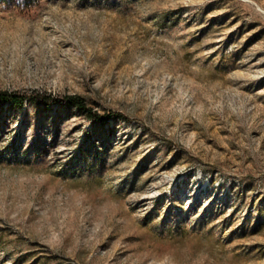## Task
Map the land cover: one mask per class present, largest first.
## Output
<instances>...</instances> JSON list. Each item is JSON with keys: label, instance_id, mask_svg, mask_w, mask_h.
Masks as SVG:
<instances>
[{"label": "rangeland", "instance_id": "rangeland-1", "mask_svg": "<svg viewBox=\"0 0 264 264\" xmlns=\"http://www.w3.org/2000/svg\"><path fill=\"white\" fill-rule=\"evenodd\" d=\"M0 93V264H264V0H0Z\"/></svg>", "mask_w": 264, "mask_h": 264}, {"label": "trees", "instance_id": "trees-1", "mask_svg": "<svg viewBox=\"0 0 264 264\" xmlns=\"http://www.w3.org/2000/svg\"><path fill=\"white\" fill-rule=\"evenodd\" d=\"M12 102L14 105L22 107L24 104V98L11 93H0V103L4 104L6 102ZM64 103L68 106L79 108L82 110H87L84 100L79 96H69L64 99ZM91 117L98 119L101 123H107L109 121L108 116H100L97 114H91Z\"/></svg>", "mask_w": 264, "mask_h": 264}]
</instances>
